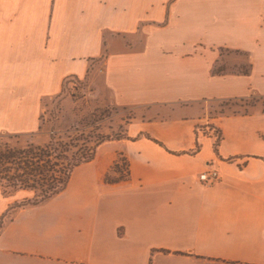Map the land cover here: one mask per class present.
Segmentation results:
<instances>
[{"label":"crops","instance_id":"obj_1","mask_svg":"<svg viewBox=\"0 0 264 264\" xmlns=\"http://www.w3.org/2000/svg\"><path fill=\"white\" fill-rule=\"evenodd\" d=\"M220 54L250 72L212 76ZM90 69L102 99L133 110L126 138L13 209L0 264H264V108L207 106L264 99V0H0V133L37 131L40 99ZM120 151L129 179L108 185Z\"/></svg>","mask_w":264,"mask_h":264},{"label":"trees","instance_id":"obj_2","mask_svg":"<svg viewBox=\"0 0 264 264\" xmlns=\"http://www.w3.org/2000/svg\"><path fill=\"white\" fill-rule=\"evenodd\" d=\"M114 36L121 38L130 46V35L115 34ZM222 54V51L220 52ZM234 54H240L233 52ZM107 54L106 43L102 42V55L97 61H101ZM214 62L211 67L210 74L212 76H220L225 74H242L247 75L250 72V66L243 67H229L226 65L221 57ZM91 69L88 70V76L82 81L88 82ZM81 82L74 76L66 77L61 85V90L58 94L40 99L41 113L38 118V127L35 133L27 135L33 137L36 135H43L44 117L43 114L47 103L61 98L68 87L72 83ZM248 99H230L226 101H218L220 103L230 102H247ZM114 106V105H113ZM117 107V106H115ZM120 108V107H118ZM125 110L126 108H122ZM252 111L246 112H232L230 114L221 115H247ZM53 128V127H52ZM77 131V129H74ZM66 136V133L64 134ZM20 135L0 133V190L2 194L10 195L18 191H28L32 193L30 199L24 200L21 203H14L8 210H13L21 207H34L43 202H46L59 193H61L67 186L71 172L77 166L93 160L96 149L108 137H97L93 143L81 144L75 152L72 148L71 141H63L60 138L54 139L50 137V141L46 145L27 144L23 147H14L9 144L11 140H17ZM115 140H122L125 137L116 136ZM129 179V170L127 159L123 152L117 154L116 160L110 165L106 174L104 175V183L108 185H118L124 183ZM2 218H0V227L2 226Z\"/></svg>","mask_w":264,"mask_h":264},{"label":"rangeland","instance_id":"obj_3","mask_svg":"<svg viewBox=\"0 0 264 264\" xmlns=\"http://www.w3.org/2000/svg\"><path fill=\"white\" fill-rule=\"evenodd\" d=\"M94 87L95 85L93 86L89 80L88 82L81 81L70 84L61 98L46 104L43 114L45 134H34L29 138L22 135L30 133H19L18 139L9 141V144L14 147H23L27 144L46 145L50 141V137L53 136L54 139L71 141L72 146L76 145V148H72V151L75 152L81 144L93 143L97 137H108V140L103 143L114 141L116 136L125 137L126 127L133 116V110H123L110 105L106 99H102L98 95ZM257 103L261 106L260 108H264L263 98L248 99L244 103H208V114L217 116L232 112H249ZM31 197L32 193L28 191H18L6 195L2 194L0 190V205L3 207L7 205L5 213L0 216V218L3 217L2 224L4 219H7L12 213V210L7 211L8 207L14 203L24 202Z\"/></svg>","mask_w":264,"mask_h":264},{"label":"built area","instance_id":"obj_4","mask_svg":"<svg viewBox=\"0 0 264 264\" xmlns=\"http://www.w3.org/2000/svg\"><path fill=\"white\" fill-rule=\"evenodd\" d=\"M198 180L204 186L213 184L219 180L218 171L214 167H209L198 176Z\"/></svg>","mask_w":264,"mask_h":264}]
</instances>
